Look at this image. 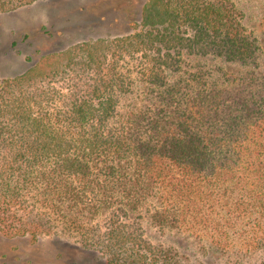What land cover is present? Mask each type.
<instances>
[{"label": "trees", "instance_id": "16d2710c", "mask_svg": "<svg viewBox=\"0 0 264 264\" xmlns=\"http://www.w3.org/2000/svg\"><path fill=\"white\" fill-rule=\"evenodd\" d=\"M36 1L0 0V13ZM244 20L229 0H147L132 34L73 44L5 79L0 234L64 235L106 264H185L131 218L151 205L161 224L196 229L223 254L262 252L239 264H264V84L194 73L183 106L169 82L183 54L258 67ZM138 83L163 105L118 123Z\"/></svg>", "mask_w": 264, "mask_h": 264}, {"label": "rangeland", "instance_id": "374dc122", "mask_svg": "<svg viewBox=\"0 0 264 264\" xmlns=\"http://www.w3.org/2000/svg\"><path fill=\"white\" fill-rule=\"evenodd\" d=\"M147 0H38L8 13H0V86L5 79L22 74L45 54L91 39L130 35L140 24ZM244 14L246 29L258 40V67L228 63L221 58L181 57L182 69L169 75V82L188 97L192 74L199 72L207 79L222 82L217 71L235 75L254 74L264 84V0H229ZM130 67V66H129ZM159 91L137 84L135 93L124 97L118 123H130V114L162 106ZM162 99V98H161ZM122 116V117H121ZM136 120V119H135ZM134 120V121H135ZM151 212H150V211ZM154 206L131 212L140 217L149 241L177 251L185 264H239L254 262L262 252L245 258L237 252H216L206 235L181 223L161 224L152 217ZM0 264H106L94 252L83 248L75 239L52 235L33 242L28 237L6 238L0 234Z\"/></svg>", "mask_w": 264, "mask_h": 264}]
</instances>
